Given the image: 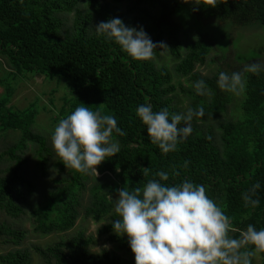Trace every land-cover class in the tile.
I'll use <instances>...</instances> for the list:
<instances>
[{
	"label": "trees",
	"instance_id": "16d2710c",
	"mask_svg": "<svg viewBox=\"0 0 264 264\" xmlns=\"http://www.w3.org/2000/svg\"><path fill=\"white\" fill-rule=\"evenodd\" d=\"M79 1L0 0V56L7 59L11 66L8 72L15 77L40 74L66 78L73 97L66 101L58 118H66L82 103L93 111L114 115L118 126L126 133L114 135L120 143L119 153L98 166L102 177L94 175L97 182L90 188L92 200L84 208L85 218L96 221L108 218L114 212V193L118 189L142 187L149 180L158 179L157 172L165 171L169 174L165 183L169 185L187 179L206 186L207 195L231 217L232 228L237 230L235 238L249 222H253L257 230L264 229V73H245V115L240 120L223 123L221 148L215 143L212 130L197 128L178 144L177 151L163 154L151 143L136 109L150 103L153 111L167 108L170 114H175L173 74L167 67H159L154 59L135 60L114 41L97 36L94 15L98 24L120 18L126 26L143 27L154 43L165 44L169 40L172 52L181 59L178 71L204 80L207 87L215 91L213 100L204 103L205 115L219 116L229 102L228 94L219 89L216 79H203L195 71L198 64L206 62L212 50L211 42L200 38L189 43L188 53L182 57L176 0H132L131 16L111 7L109 0H104L105 3L89 0L94 14L83 11ZM196 1L203 5L206 13L221 20L231 19L241 25L260 22L264 26V0H213V5L207 0ZM73 11V28L68 29L61 13ZM161 51L156 49L155 55H160ZM7 99H0V132L20 130L22 137L3 153L9 155L13 163L6 174L0 175V211L18 218L25 213V203L36 189V184L26 176L28 160L24 154L28 143L40 146L39 167L44 173L48 168V157L44 153H50V148L46 136L33 130L37 106L12 109L6 107ZM174 172L179 174L174 175ZM112 174H117L116 179ZM90 180V175L75 170L69 183L51 191L33 210L34 231L47 235L75 228L82 216L83 194ZM257 182L261 187L255 198L260 204L255 208L246 207L242 193ZM110 223L100 227L99 233H110V240L121 249L130 248L127 237L116 235ZM0 236L6 237V243L20 245L27 232L3 224ZM94 243V236L81 232L46 247L34 246L33 250L43 257L42 264H120L121 261L107 251L93 253ZM33 250L18 248L0 253V264H32ZM259 253L264 264V252Z\"/></svg>",
	"mask_w": 264,
	"mask_h": 264
},
{
	"label": "clouds",
	"instance_id": "9594fccd",
	"mask_svg": "<svg viewBox=\"0 0 264 264\" xmlns=\"http://www.w3.org/2000/svg\"><path fill=\"white\" fill-rule=\"evenodd\" d=\"M207 3L213 5V0ZM94 29L97 36L114 41L135 60H151L156 49L168 48L163 42L154 43L143 27L126 26L120 18L100 22ZM245 73H264V63L253 62L230 74L221 71L217 86L240 96L247 86ZM193 87L197 95L210 92L204 80L196 81ZM136 115L146 125L151 143L168 154L177 151L178 144L192 134V121L205 112L201 107L170 114L167 108L153 111L146 103L137 107ZM114 135H126L114 115L93 111L81 103L58 122L51 143L66 168L97 177V166L120 151ZM156 177L139 188L118 189L114 199L119 218L110 224L116 235L127 236L135 264H251L255 252H264V229L249 224L238 238L231 236V217L207 195L206 186L187 179L169 185L165 171L157 172ZM260 187L257 182L242 193L246 207L259 206L255 197Z\"/></svg>",
	"mask_w": 264,
	"mask_h": 264
},
{
	"label": "rangeland",
	"instance_id": "374dc122",
	"mask_svg": "<svg viewBox=\"0 0 264 264\" xmlns=\"http://www.w3.org/2000/svg\"><path fill=\"white\" fill-rule=\"evenodd\" d=\"M101 1L105 3L104 0ZM176 1L178 2L176 18L181 25L180 37L182 39V46L180 52L182 57L187 55L189 43H193L200 38H205L212 44V50L206 62L198 64L195 69L203 79H216L217 82L221 71L230 74L234 71H241L250 63L257 61L264 62V26L260 22L241 25L231 19L221 20L206 13L203 5L196 0ZM108 4L130 15L129 8L132 5V0H125L121 3L109 0ZM79 7L85 12L94 14L89 5V0H80ZM61 16L65 18L67 28L72 29L75 11L61 13ZM93 25L95 27L98 25L96 15H94ZM165 44L168 48H163L160 55L154 54L153 59L159 67L165 66L173 74V83L176 85L174 93L176 113L186 112L188 108H203L206 101L211 102L213 100L215 91L208 87L210 89L208 95H197L193 85L198 80L184 76L178 71L181 59L176 57L172 52V45L169 40H166ZM8 70H11L9 62L0 56V99L8 97L6 107L17 110L24 109L31 104L37 106L38 114L36 122L33 125V130L37 134L46 136L50 153H44L48 157V168L44 173L39 167L41 160L40 146L34 142L28 143V148L24 154L28 160L26 176L36 184L35 192L29 195L25 203V213L20 217H12L6 212L0 211V226L7 224L23 229L27 232V236L20 245L6 243L4 242L6 237L0 236V253H7L18 248L33 250L34 246L46 247L64 238H72L84 232L88 236L95 237V243L91 247L93 253L101 254L107 251L111 255H115L121 261L120 264H135L134 254L130 248L121 249L116 242L110 240V233H99L100 227L110 223L111 220L119 218L115 211L108 218L100 221L85 218L84 208L90 205L92 200L90 188L97 182L94 180V175H90L91 180L87 183L88 188L83 194L82 216L75 228L65 233L47 235L34 231L33 210L46 200L51 191L64 187L69 183L74 175L75 170L66 168L60 157L56 155L51 143V135L54 128L63 119L58 118L57 114L61 113L63 107L66 105V101L73 97V95L68 88L66 78H59L57 76L46 77L44 75L34 76L31 74L15 77L10 75ZM226 94L229 96V102L226 109L219 116L208 113L203 117L194 118L192 121L193 132L197 128L199 131L212 130L214 132L215 143L220 148L222 147L223 123L240 120L245 115L243 102L247 97L246 90L240 96H235L228 92ZM21 137L22 132L20 130L0 132V175L6 174V170L13 163L9 155L3 154L4 151L10 145L19 141ZM97 170L98 176L102 177L98 166ZM112 177L116 179L117 174H112ZM116 198L117 192L114 193V199ZM249 224L256 227L253 222H249L241 231L246 230ZM236 231V229L233 230L230 235L235 237ZM125 237L127 236L125 235ZM250 259L251 264H262V257L259 252H255ZM43 262V257L33 250L32 264H42Z\"/></svg>",
	"mask_w": 264,
	"mask_h": 264
},
{
	"label": "water",
	"instance_id": "95a60500",
	"mask_svg": "<svg viewBox=\"0 0 264 264\" xmlns=\"http://www.w3.org/2000/svg\"><path fill=\"white\" fill-rule=\"evenodd\" d=\"M40 75V74H39Z\"/></svg>",
	"mask_w": 264,
	"mask_h": 264
}]
</instances>
